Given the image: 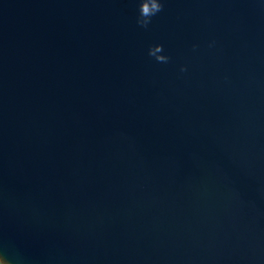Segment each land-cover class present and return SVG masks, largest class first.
<instances>
[{"label": "water", "instance_id": "1", "mask_svg": "<svg viewBox=\"0 0 264 264\" xmlns=\"http://www.w3.org/2000/svg\"><path fill=\"white\" fill-rule=\"evenodd\" d=\"M0 0V264H264V0Z\"/></svg>", "mask_w": 264, "mask_h": 264}, {"label": "clouds", "instance_id": "2", "mask_svg": "<svg viewBox=\"0 0 264 264\" xmlns=\"http://www.w3.org/2000/svg\"><path fill=\"white\" fill-rule=\"evenodd\" d=\"M160 7H161V4L159 3V0H157L156 7H155V9L153 11H156V10L160 9ZM8 260H9V264H14L13 259L9 258Z\"/></svg>", "mask_w": 264, "mask_h": 264}]
</instances>
